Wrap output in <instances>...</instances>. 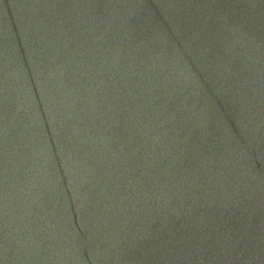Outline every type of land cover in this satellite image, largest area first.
Wrapping results in <instances>:
<instances>
[{"label":"water","instance_id":"95a60500","mask_svg":"<svg viewBox=\"0 0 264 264\" xmlns=\"http://www.w3.org/2000/svg\"><path fill=\"white\" fill-rule=\"evenodd\" d=\"M0 264H264V0H0Z\"/></svg>","mask_w":264,"mask_h":264}]
</instances>
